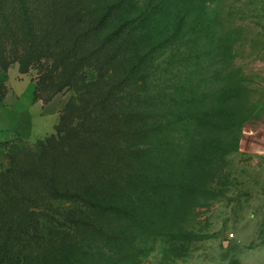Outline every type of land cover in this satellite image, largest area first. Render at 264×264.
Segmentation results:
<instances>
[{
  "label": "rangeland",
  "instance_id": "rangeland-1",
  "mask_svg": "<svg viewBox=\"0 0 264 264\" xmlns=\"http://www.w3.org/2000/svg\"><path fill=\"white\" fill-rule=\"evenodd\" d=\"M131 1V11L144 7L145 0ZM157 4L178 22L170 39L159 34L155 48L140 52V76L147 101L171 93L170 110L160 111L158 101L146 114L170 127L144 137L134 121L129 144L137 162L148 159L146 177L128 189L127 213L108 218L122 235L95 245L94 264H264V0ZM19 68L9 69L24 94L14 111H0V178L20 177L17 168L36 152L30 147L55 133L75 94L36 92L51 101L44 110L31 103L40 68ZM139 95L130 94L132 105L139 107Z\"/></svg>",
  "mask_w": 264,
  "mask_h": 264
},
{
  "label": "trees",
  "instance_id": "trees-1",
  "mask_svg": "<svg viewBox=\"0 0 264 264\" xmlns=\"http://www.w3.org/2000/svg\"><path fill=\"white\" fill-rule=\"evenodd\" d=\"M132 3L0 0V101L16 63L22 74L40 68L36 99L40 91L47 99L75 92L55 133L30 147L36 152L17 168L20 177L0 178V264H94L95 245L122 235L123 226L111 230L108 218L127 213L128 189L149 162H137L131 151L134 121L144 137L164 134L169 119L149 122L146 114L158 110V101L160 111L172 107L171 93L145 99L140 52L155 48L159 34L170 39L178 22L157 0L136 11ZM139 90L138 107L130 94Z\"/></svg>",
  "mask_w": 264,
  "mask_h": 264
},
{
  "label": "crops",
  "instance_id": "crops-1",
  "mask_svg": "<svg viewBox=\"0 0 264 264\" xmlns=\"http://www.w3.org/2000/svg\"><path fill=\"white\" fill-rule=\"evenodd\" d=\"M11 73H12V69L9 70V73H8L9 74V78L7 81V85L9 87L8 94L3 101H0V111H2L3 113L7 110V108L11 109L10 111H14L15 107L18 106V104L20 103V99L24 94V91H23L24 86L19 85L20 83H17L15 81V78H14L16 75H14L12 77ZM31 103L32 104H40V106L44 110H45V108H48L49 105L51 104V102L50 103H44L43 101L36 99L35 89L33 90ZM56 114H57V118H58L59 113H56Z\"/></svg>",
  "mask_w": 264,
  "mask_h": 264
}]
</instances>
